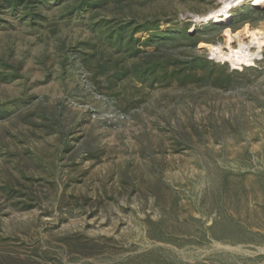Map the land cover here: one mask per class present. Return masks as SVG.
Returning a JSON list of instances; mask_svg holds the SVG:
<instances>
[{
    "label": "rangeland",
    "instance_id": "1",
    "mask_svg": "<svg viewBox=\"0 0 264 264\" xmlns=\"http://www.w3.org/2000/svg\"><path fill=\"white\" fill-rule=\"evenodd\" d=\"M70 2L0 0V264H264V3Z\"/></svg>",
    "mask_w": 264,
    "mask_h": 264
},
{
    "label": "trees",
    "instance_id": "2",
    "mask_svg": "<svg viewBox=\"0 0 264 264\" xmlns=\"http://www.w3.org/2000/svg\"><path fill=\"white\" fill-rule=\"evenodd\" d=\"M8 4H11L12 6L16 5H23V7H30L33 0H6ZM112 0H71V11H78L81 10L82 12L84 11H89V13H95L101 8H104V6ZM115 1V4L121 5L123 0H113ZM34 7V6H33ZM131 24H118L117 26H113V31H111V38L112 41L114 40L115 42H118L119 44H122L121 46L126 47L124 43L126 41L128 43L131 42V38L133 37V33L135 30H133L131 33L129 32ZM185 37L191 39V36L185 35ZM163 45L159 46L158 48H161ZM125 49V48H124ZM126 51H128V55H137L140 53L139 49H136L133 47V45L128 44V48L126 47ZM155 68L154 67H148L146 68L145 72H152Z\"/></svg>",
    "mask_w": 264,
    "mask_h": 264
},
{
    "label": "bare ground",
    "instance_id": "3",
    "mask_svg": "<svg viewBox=\"0 0 264 264\" xmlns=\"http://www.w3.org/2000/svg\"><path fill=\"white\" fill-rule=\"evenodd\" d=\"M245 1H249V0H233V6H237L242 4ZM251 1H255L256 3H264V0H251Z\"/></svg>",
    "mask_w": 264,
    "mask_h": 264
}]
</instances>
